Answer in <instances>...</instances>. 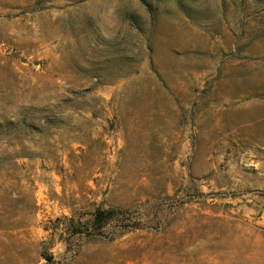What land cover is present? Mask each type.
I'll return each instance as SVG.
<instances>
[{"label":"rangeland","instance_id":"obj_1","mask_svg":"<svg viewBox=\"0 0 264 264\" xmlns=\"http://www.w3.org/2000/svg\"><path fill=\"white\" fill-rule=\"evenodd\" d=\"M0 264H264V0H0Z\"/></svg>","mask_w":264,"mask_h":264},{"label":"trees","instance_id":"obj_2","mask_svg":"<svg viewBox=\"0 0 264 264\" xmlns=\"http://www.w3.org/2000/svg\"><path fill=\"white\" fill-rule=\"evenodd\" d=\"M113 215L114 213L112 211L109 212L99 211L96 216V221L104 220V222H107L112 219Z\"/></svg>","mask_w":264,"mask_h":264}]
</instances>
